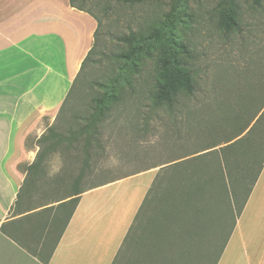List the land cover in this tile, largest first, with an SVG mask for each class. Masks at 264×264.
<instances>
[{
    "label": "rangeland",
    "instance_id": "374dc122",
    "mask_svg": "<svg viewBox=\"0 0 264 264\" xmlns=\"http://www.w3.org/2000/svg\"><path fill=\"white\" fill-rule=\"evenodd\" d=\"M236 1L241 4L243 11L244 24L241 25L243 34H229L221 30L219 24V3L221 0L191 2V9L188 11L187 18L181 17L179 15L180 9H178L177 19H165L163 17L172 14L177 9L173 8L172 10L167 2L165 6L155 3L131 6L116 0H98L94 4L89 3L87 9L101 22L100 47L94 60L97 62L103 60L104 65L91 64L87 67L82 81L76 84L72 94L68 97V102L66 101L68 116L86 113L90 106L94 105L93 100L95 98L106 94L107 90H100L97 83H107V79L118 76L120 72H117L116 66L109 65V62L104 60L121 51H128L119 44V40L131 36L132 32L137 35L143 32L145 35L144 39L141 40L188 41L200 57L199 66L203 72L201 85L207 90L205 92L210 95V102L218 103L215 98H220L221 102H225L220 117L226 120L223 122L228 126L225 127L224 125L223 127L225 133L217 135V138L222 136L221 138L211 140L223 142L225 139H231L235 133V128L231 127L234 123L231 119L234 116L232 110H235L233 109L235 100L232 96L234 93L231 92L235 90L233 87L238 83L244 88L247 87L248 83L244 77H247L253 68L255 54L260 52L262 56L264 55V8H262L263 10H260L261 8L256 9L254 0ZM156 29L159 31H155ZM157 36L159 37L157 38ZM251 43H258L259 45L254 46ZM103 54L104 57H102ZM150 69L152 67H149L142 77H134L133 84L136 91L124 95L121 102L117 103L111 117L104 125L100 144L91 148V171L86 170L84 178L78 183L75 190L85 191L89 189L92 187L93 180V185H99L100 183L97 184V181H113L152 165L180 160L194 151V145L203 144L204 140L194 135L186 141L184 140V144L179 143V137L176 134L177 130L187 137V130L191 125L205 120L206 115L202 114L203 112L194 115L184 112L175 116L163 109L160 111L152 108V103L147 98L148 89L153 84V72ZM126 71L123 70L122 72ZM242 77L244 78L243 81ZM121 84H124V81ZM198 100L202 101V95ZM244 103L246 104L245 113H243L244 118L241 125L252 122L240 138L247 136L252 131L250 139L253 141V146L257 147L262 143V160L264 156V90L258 91L253 96L251 94L250 97L245 98ZM214 111L218 110L215 108ZM174 116L175 118H173ZM207 119L212 120V117L208 116ZM57 120L53 122L52 126L57 124ZM52 126L45 121V134ZM66 126L67 124H62V128H66ZM36 140V136L29 138V146L35 144ZM253 146H251V150H253ZM251 150L247 145L238 149L230 158L229 166L226 167L229 180L227 183L228 186H231L230 198L232 201L231 213H229L227 220L225 218L223 220V226L227 231L232 230L237 214L253 186L259 169L256 167V170L248 171L251 165H249ZM43 166L46 169V174H42L39 179L43 181V184H50L45 188L46 194L45 196H39V194L23 196L25 198L20 207L21 213L28 211L29 208L36 210L44 205H49L48 207L58 205V203L53 204L56 199L62 200L71 196L75 192V190L73 192L72 185L79 176L84 162L83 158L76 160L72 152L61 147L56 154L46 158ZM216 166L218 163H214L213 167ZM64 168L69 169V171L63 174ZM51 181H55L58 187H61L60 193ZM246 183V189L243 191L241 185ZM216 190L219 191L218 184H216ZM162 193L159 186L152 193L150 203L147 205L148 207L146 206L148 209L140 215L130 242L125 246L117 264H200L201 261L203 262V252L206 251L205 248L211 240L204 239L201 237L202 235L196 236L192 240L193 243L189 242L188 237L184 236L182 239L183 236H181L172 246L167 240L156 238V232L162 231L164 228V226L158 225L159 218L165 215L163 212L165 207L161 205L160 200L162 197L170 198V196H163ZM216 196H220V192L219 194L218 192L215 193L211 198L216 200ZM28 204L30 205L28 206ZM167 207L169 205H166V209H168ZM219 213H223V211H219ZM221 225L219 222L215 223L212 229L214 234L211 230L210 238H215V232L220 230ZM198 230L201 233L203 228ZM155 240L162 242L161 247L164 249L165 255L159 256L158 261L154 263L152 260L146 259L145 261L144 256L151 249ZM174 249L175 251H172Z\"/></svg>",
    "mask_w": 264,
    "mask_h": 264
},
{
    "label": "trees",
    "instance_id": "16d2710c",
    "mask_svg": "<svg viewBox=\"0 0 264 264\" xmlns=\"http://www.w3.org/2000/svg\"><path fill=\"white\" fill-rule=\"evenodd\" d=\"M97 1L98 0H70L71 7L90 14L98 23L94 47L86 58L73 88L76 87L78 82L82 81L83 75L89 65H104L103 60L98 62L94 60L100 47L99 33L101 22L87 9L89 3L94 4ZM116 1L131 6H140L150 3L165 6L167 2L172 10L173 8L177 9L172 14L163 17H165V19H177L176 13L178 9H180L179 15L187 18L188 11L191 9V2L197 0ZM254 2L256 9L261 8L260 10H263L264 0H254ZM219 7V24L221 30L229 34H243L241 25L244 23L241 4L236 0H221ZM155 31H159V29ZM144 35L145 33L143 32L139 35L132 32L131 36L119 40V44L128 51H121L104 60L109 62V65L116 66V70L117 72L119 71L120 74L111 79H107V83H97L100 90H107V92L104 95H99L93 100L94 105L90 106L88 109L89 112L74 114L69 117L66 112L67 99V102L59 114L57 124L50 127L47 133L37 141L40 152L36 162L29 167H21V170L28 175L19 194L17 211H15L14 214L20 210L26 196H34L35 194L45 196V188L50 184H43V181L39 179L42 174H46L43 163L48 156L56 154L61 147L67 149L68 152H72L76 160L83 158L84 166L72 185L74 192L78 183L84 178L86 170L91 171V148L94 145L100 144L104 125L111 117L117 103L121 102L124 95L126 96L129 92L132 93L136 91L135 85L133 84L134 77H142L143 73L147 71L149 67H152L150 70L153 72V84L147 92V98L152 103V108L160 111L163 109L167 113L175 116L178 115V113L182 114L184 112H188L190 115L203 112L202 114L206 115L205 120L199 123L196 122L193 126L191 125L188 128V138L177 130L176 134L179 137V143L184 144L192 135L204 141L203 144H199L200 146L194 145V151L180 159L183 161L182 163H178L166 169L164 175L161 176L162 180L160 178L157 180L140 209L115 264L118 263V259L121 257L125 246L130 242L140 215L148 209L146 206L150 203L152 193L156 191L158 186L162 189L163 196H170V198L162 197L160 200L161 205L165 207L163 211L165 215L159 218L158 225L164 226V228H162V231L156 230V238L158 240H167L172 246L181 236H183L182 239H184V236L188 237L189 242L193 243L192 240H194L196 236L202 235L201 237L211 240V242L206 246V251H204L202 255L204 259L200 264H219L234 232L237 220L242 215L245 204L264 168V156L261 160V154L263 152L262 143L257 147L253 146V141L250 139L252 131L248 133V137L245 136L240 138L247 131L252 122L250 121L248 124L241 125V123L243 124V113H245L246 105L244 100L250 97L251 94L253 96L255 93H258V91L264 90V55L262 56L260 52L255 54L253 68L249 71L247 77H244L248 83L247 87L244 88L238 83V85L235 84L236 86L233 87L235 90L231 92L234 93L232 96L235 100L233 105V109L235 110H232L234 116L231 118L234 123L232 126L230 122L228 123L232 128H235L234 135L229 140L225 139L223 142H215L213 140L222 137L217 138V135L225 133V128H223L225 124L223 121L226 120L220 117L225 102H221L220 98H215V100H218L219 104L210 102V95L205 92L206 89L201 85L203 81V72L199 66L200 57L187 40H141L144 39ZM158 37L159 36H157V38ZM248 41L251 42V40ZM257 44L252 45L257 46ZM104 56L103 54L102 57ZM126 69L128 70L126 71ZM123 70L126 72H122ZM244 78L242 77V81ZM122 81H124V84H121ZM72 92L73 90L71 94ZM200 95H202V101L198 100ZM196 101L197 103L195 104ZM215 108L218 111H214ZM175 116L173 118H175ZM208 116L212 117V120L207 119ZM63 123L67 124L66 128H62ZM227 126L228 124L225 125V127ZM223 145L226 146L223 147ZM246 145L250 147V150L251 146H253V150L250 152L251 159L253 158V160H249V165H251L248 171L256 170V167L259 169L254 179L253 186L248 196L245 198L241 210L237 214L232 230L227 231L223 226V220L224 218L227 220L229 213H231L230 206L232 205V201L230 198L231 186H228L227 183L229 180L226 167L229 166L232 155L238 151V149ZM214 163H218V166L213 167ZM68 171L69 169L67 170L64 168L62 173L64 174ZM51 182L52 185L56 186L58 193H60L59 191H62L61 187H58L55 181ZM216 184H218L219 191H215ZM246 185L247 183L241 185L243 191L246 189ZM83 192L84 191L75 190L71 196L77 197ZM217 192L218 194L220 192V196H216V200H214L215 198L213 199L211 197ZM235 192H237V190H235ZM57 202H61V200L56 199L54 201V203ZM78 202L79 199L77 197L58 207L47 208V205H44L39 208L42 209L40 211H38L39 209H36V211L30 210L29 208L28 211L22 213L23 215L27 214L22 219L4 224L2 232L42 263L49 264L53 253L68 227ZM29 205L30 204H28V206ZM166 205H169V207H167L168 209H166ZM219 211H223V213H219ZM216 222L222 225L220 230L215 232V238H210V231L213 229ZM181 228L183 230H180ZM199 228H203L201 233L200 230H198ZM212 233L214 234L213 230ZM212 237L214 236L212 235ZM158 240H155L152 243L151 249L147 251L144 256L145 261L146 259L152 260L154 263L158 261L159 256L162 254L165 255L163 252L164 249L161 247L162 242ZM172 251H175V249Z\"/></svg>",
    "mask_w": 264,
    "mask_h": 264
},
{
    "label": "crops",
    "instance_id": "0c3cea01",
    "mask_svg": "<svg viewBox=\"0 0 264 264\" xmlns=\"http://www.w3.org/2000/svg\"><path fill=\"white\" fill-rule=\"evenodd\" d=\"M97 30L96 19L71 7L70 0H0V264H44L2 227L27 215L14 214L28 175L21 167L36 162L45 121L52 126L58 119ZM33 136L37 140L29 146ZM182 162L152 165L99 185L93 180L77 196L49 264H115L155 183ZM219 264H264V168Z\"/></svg>",
    "mask_w": 264,
    "mask_h": 264
}]
</instances>
